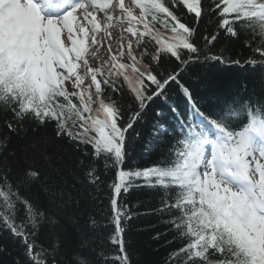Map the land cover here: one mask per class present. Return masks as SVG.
<instances>
[{
	"label": "snow or ice",
	"instance_id": "obj_1",
	"mask_svg": "<svg viewBox=\"0 0 264 264\" xmlns=\"http://www.w3.org/2000/svg\"><path fill=\"white\" fill-rule=\"evenodd\" d=\"M228 41L242 51L225 55ZM209 63L264 68V0H0V105L13 118L0 236L19 246L13 264H132L138 213L124 201L140 187L162 193L163 264H264V90L194 83L190 69ZM26 122L51 124L72 164L41 152L45 170L26 149L22 166L9 147ZM164 137V158L137 168L135 146L147 156Z\"/></svg>",
	"mask_w": 264,
	"mask_h": 264
},
{
	"label": "trees",
	"instance_id": "obj_2",
	"mask_svg": "<svg viewBox=\"0 0 264 264\" xmlns=\"http://www.w3.org/2000/svg\"><path fill=\"white\" fill-rule=\"evenodd\" d=\"M188 18H191L190 14H188ZM239 51H242V49L238 41H228L226 43L225 55L234 56ZM243 51H245L246 55H251L246 50ZM261 72H264V68H260L259 66L255 70H251L237 68L235 66L229 67L226 64L220 63L196 64L190 69V78L194 83L197 80H201L209 84L211 89L213 86L216 88H224L238 78L249 77L251 81L249 87L255 88L259 95L264 90V81L260 79ZM200 92L204 94L205 89L203 86L200 87ZM152 118L150 115L146 119L151 120ZM12 119V114L7 112L3 105H0V136L6 134L8 131L4 127L5 121ZM23 127L27 129V132L22 130L18 136L12 134L9 147L10 152H16V159L21 161L22 166L23 153L26 149L29 160H35L37 166L45 170H47V164L40 155L41 152H46L51 155L53 160L61 166L64 164H72L74 157L71 155L70 146L64 141L55 139L51 124L47 128H40L39 131H33L35 125L30 122H26ZM144 130L146 133L149 131L147 126H145ZM162 139L165 142L157 144L156 148L147 156L144 155L143 141L135 146L132 158L137 162V168L149 166L164 158L167 152V137ZM31 144H35L37 147L35 149L28 147ZM103 178L107 184L109 179L115 178V171L109 170L108 176ZM161 196L162 193L159 189L140 187L131 189L124 201L132 211L138 213L135 218L129 221L126 233V238L129 241L132 264H163L164 258L170 251V248L166 246L165 240L171 241L173 239L171 234L160 240L154 239L157 233L163 234L168 231V226L163 221L169 219V217L152 211L160 207ZM85 199H87V193H85ZM104 203L107 204V200ZM83 207L86 208V212L81 218L82 225L86 221L87 212L96 215L95 202L85 204ZM70 237L72 238L69 240V243L74 247V230L70 232ZM0 244L6 245L8 249L7 253L0 254V264H13L14 259L20 251L18 244L9 239L7 233L0 236ZM105 244L108 248L112 247L107 242ZM177 246L178 244L176 243L172 245L173 248Z\"/></svg>",
	"mask_w": 264,
	"mask_h": 264
},
{
	"label": "bare ground",
	"instance_id": "obj_3",
	"mask_svg": "<svg viewBox=\"0 0 264 264\" xmlns=\"http://www.w3.org/2000/svg\"><path fill=\"white\" fill-rule=\"evenodd\" d=\"M101 53H103V49H101Z\"/></svg>",
	"mask_w": 264,
	"mask_h": 264
}]
</instances>
